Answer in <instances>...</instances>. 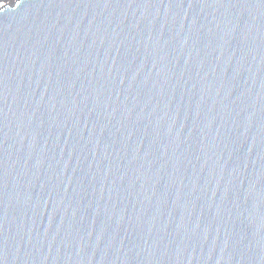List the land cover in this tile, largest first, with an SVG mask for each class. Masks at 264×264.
<instances>
[{"label":"water","instance_id":"95a60500","mask_svg":"<svg viewBox=\"0 0 264 264\" xmlns=\"http://www.w3.org/2000/svg\"><path fill=\"white\" fill-rule=\"evenodd\" d=\"M0 264H264V0H3Z\"/></svg>","mask_w":264,"mask_h":264},{"label":"snow or ice","instance_id":"6c2138e0","mask_svg":"<svg viewBox=\"0 0 264 264\" xmlns=\"http://www.w3.org/2000/svg\"><path fill=\"white\" fill-rule=\"evenodd\" d=\"M3 3V0H0V4H2Z\"/></svg>","mask_w":264,"mask_h":264}]
</instances>
